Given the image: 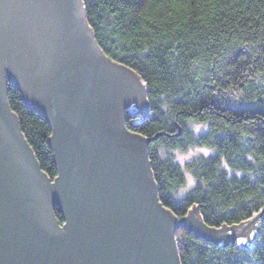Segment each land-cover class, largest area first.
Instances as JSON below:
<instances>
[{
  "label": "water",
  "instance_id": "obj_1",
  "mask_svg": "<svg viewBox=\"0 0 264 264\" xmlns=\"http://www.w3.org/2000/svg\"><path fill=\"white\" fill-rule=\"evenodd\" d=\"M8 84L51 124L55 178L21 131ZM139 97L145 107L136 109ZM133 101L130 116L145 118L144 83L101 49L81 0H0V264H181L183 224L210 240L252 242L264 209L214 229L197 207L177 218L163 205L147 151L160 133L130 131Z\"/></svg>",
  "mask_w": 264,
  "mask_h": 264
},
{
  "label": "trees",
  "instance_id": "obj_2",
  "mask_svg": "<svg viewBox=\"0 0 264 264\" xmlns=\"http://www.w3.org/2000/svg\"><path fill=\"white\" fill-rule=\"evenodd\" d=\"M81 1L101 49L145 85L149 113L127 126L146 137L160 133L147 151L163 205L177 218L197 207L214 229L250 221L264 209V0ZM7 97L42 169L55 178L50 123L11 84ZM188 146L210 152L181 164L173 151ZM185 171L195 184L177 197ZM251 224L249 243L178 226L180 263L264 264V212Z\"/></svg>",
  "mask_w": 264,
  "mask_h": 264
},
{
  "label": "rangeland",
  "instance_id": "obj_3",
  "mask_svg": "<svg viewBox=\"0 0 264 264\" xmlns=\"http://www.w3.org/2000/svg\"><path fill=\"white\" fill-rule=\"evenodd\" d=\"M130 109L135 110V107H133V105H132V107ZM192 126L194 127V129L197 132H201V131H204L206 129V125H204L202 123H192ZM208 152H210V149L207 148L206 146H188L185 149H174L173 155H174V158L178 162L183 164L185 161L190 160L199 154H202V153L207 154ZM185 177H186L185 183L179 187V189L177 191V197L183 196L187 192V190H189L195 184V179L189 171H185ZM254 225L255 224H251L249 227L250 240H253V237H254L255 232H256V229H252L254 227ZM225 238H226V236H224V237L222 236L220 238V240H224ZM234 240H237L241 243H246L247 238L243 235H239L237 238H234Z\"/></svg>",
  "mask_w": 264,
  "mask_h": 264
},
{
  "label": "flooded vegetation",
  "instance_id": "obj_4",
  "mask_svg": "<svg viewBox=\"0 0 264 264\" xmlns=\"http://www.w3.org/2000/svg\"><path fill=\"white\" fill-rule=\"evenodd\" d=\"M136 103L133 101V102H131V104L127 107V109H126V111H125V118H124V122H125V124L127 125V122L129 121V120H135V119H137L138 117H131L130 116V114L131 113H134L135 112V110L134 111H131L132 109H130L131 107H132V105L134 106ZM143 107H145V103H144V101L142 100V98H140L139 97V101H138V106L136 105V109H138V108H143ZM119 120L120 121H122L123 120V117H119ZM51 125V124H50ZM128 127V126H127ZM130 131H132V130H130ZM132 132H134V131H132ZM130 140H138V137L137 136H130V138H129ZM57 175H59V174H57ZM56 175V176H57ZM55 176V177H56ZM55 212H56V214H61V216L63 215L62 214V212L59 210V209H56L55 210ZM63 217V216H62ZM63 221H64V217H63Z\"/></svg>",
  "mask_w": 264,
  "mask_h": 264
}]
</instances>
